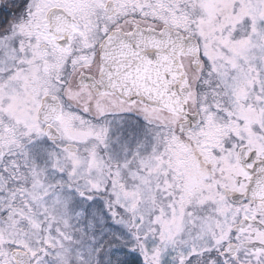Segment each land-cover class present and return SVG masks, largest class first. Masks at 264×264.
<instances>
[{"label":"snow or ice","instance_id":"obj_1","mask_svg":"<svg viewBox=\"0 0 264 264\" xmlns=\"http://www.w3.org/2000/svg\"><path fill=\"white\" fill-rule=\"evenodd\" d=\"M0 264H264V0H0Z\"/></svg>","mask_w":264,"mask_h":264}]
</instances>
